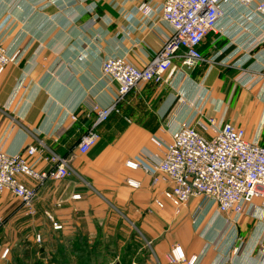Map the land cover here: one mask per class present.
<instances>
[{"label": "crops", "instance_id": "crops-1", "mask_svg": "<svg viewBox=\"0 0 264 264\" xmlns=\"http://www.w3.org/2000/svg\"><path fill=\"white\" fill-rule=\"evenodd\" d=\"M143 2L158 7L162 0H0L3 44L18 52V60L0 72V148L16 154L34 146L37 153L27 160L38 172L54 167L44 158L55 155L71 173L42 185L22 178L36 190L32 216L3 193L0 264H8V254H1L19 240L25 254L55 264L49 252L59 248L38 251L36 236L60 235L67 247L59 251L70 255L72 240L96 245L122 239L124 226L152 247L154 264H165L164 255L173 246H180L186 259L198 256L197 264H264L260 199L230 217L227 226L215 205L198 199L175 213L163 199L168 183L152 185L147 174L124 165L128 160L157 163L161 151L151 138L168 142L172 132L191 122L194 111L213 118L217 126L241 128L247 140L264 145V29L245 23L228 28L226 35L209 33L199 46L203 61L161 84L132 90L118 112L96 127V145L87 154L78 153L80 137L96 120L94 107L110 104L116 90L101 75L104 59L120 56L141 68L170 34L157 13L145 16L138 10ZM173 65L178 69L179 60ZM128 180L138 187L128 186ZM48 216L61 228L54 230Z\"/></svg>", "mask_w": 264, "mask_h": 264}, {"label": "built area", "instance_id": "built-area-1", "mask_svg": "<svg viewBox=\"0 0 264 264\" xmlns=\"http://www.w3.org/2000/svg\"><path fill=\"white\" fill-rule=\"evenodd\" d=\"M145 16L157 13L170 28L154 58L138 68L124 57L109 56L101 65V75L116 90L107 106L94 107L97 117L94 124L80 137L78 153L87 154L99 140L96 127L118 112L119 104L135 88L144 84H161L172 78L176 72L182 74L203 61L199 51L209 33L226 35L228 28L236 24H247L264 29V0H162L158 7L147 2L138 6ZM18 60V52H11L3 44L0 26V72L8 64ZM174 60H179L176 69ZM74 120V116H71ZM161 151L157 163L141 164L128 160L125 167L141 170L150 177L151 184L168 183L163 193L178 213L190 200L198 199L203 205H215L216 213L224 224L232 225L230 217L243 213L244 207L254 199L264 203V145L249 141L241 128L231 124L217 126L213 118H203L201 111H194L191 122L182 124L172 132L165 142L151 138ZM37 153L34 146H28L16 154H9L0 148V199L4 192L10 193L24 208L27 215L35 214L36 190L27 187L22 178L34 180L42 185L47 180H64L70 176L66 162L52 155L44 159L54 163L48 171L38 172L27 157ZM127 185L137 188L138 183L128 180ZM73 199H79L73 195ZM156 205L163 207L161 201ZM199 213L196 209L195 216ZM52 228L61 226L48 216ZM0 215V225H1ZM40 240V236H36ZM8 250L2 252L6 257ZM165 264H197L198 256L186 259L180 246H173L164 255ZM217 264H228L219 262Z\"/></svg>", "mask_w": 264, "mask_h": 264}, {"label": "rangeland", "instance_id": "rangeland-1", "mask_svg": "<svg viewBox=\"0 0 264 264\" xmlns=\"http://www.w3.org/2000/svg\"><path fill=\"white\" fill-rule=\"evenodd\" d=\"M60 183V182H59ZM64 182H61L60 187H63ZM65 186V185H64ZM2 224V222H1ZM124 236L122 239L117 238H111V239H103L99 240L96 245L95 241L92 240L90 244H86L84 242H79L81 246H86L88 248H84V256L86 260L90 259L91 264H144L147 260L149 262H153V253H152V247L148 246V244H144L141 239H139L137 232H135L134 229H132L130 226H124ZM3 230V225H0V232ZM36 240V237H35ZM75 239L72 240L73 242H78ZM37 241V240H36ZM67 240L61 238L60 235L57 237H51L46 240L40 239L37 241L36 244H40V247H37L38 251L46 252L45 250L50 247L53 248H59L57 251L55 250L53 253L49 252V254H53L56 260L60 262V264H79L80 259L78 258V255H68L67 251H61L60 248H66L67 247ZM72 243H69L68 245H72ZM98 246L100 248V252L96 253L94 251L95 247L98 250ZM91 247L92 249H89ZM8 256L9 261L8 264H41V260L37 258V255L35 253L31 254V256H27L24 252V242L19 240L16 244H14L12 247H8ZM48 252V251H47ZM2 255V254H1ZM50 255V259L47 261L50 263L53 259ZM66 259V260H65ZM68 259V260H67ZM4 260V259H3ZM3 261H0L2 263ZM53 262V261H52Z\"/></svg>", "mask_w": 264, "mask_h": 264}, {"label": "trees", "instance_id": "trees-1", "mask_svg": "<svg viewBox=\"0 0 264 264\" xmlns=\"http://www.w3.org/2000/svg\"><path fill=\"white\" fill-rule=\"evenodd\" d=\"M78 242H73V244L71 245L72 246V248H73V251L71 252V255H73V256H77L78 255V258L80 259V262H79V264H91L89 261H90V259H88V260H86L85 258H83V260H82V257L85 255L84 254V252H83V249L86 247H84V246H81V245H79L80 243L79 242H84L85 243V241H84V239H80V240H77ZM27 255V254H26ZM70 255V256H71ZM27 256H29V255H27ZM31 256V255H30ZM66 260V259H65ZM54 263L55 264H60V262L58 261V260H56L55 258H54ZM65 264H67V263H65Z\"/></svg>", "mask_w": 264, "mask_h": 264}]
</instances>
